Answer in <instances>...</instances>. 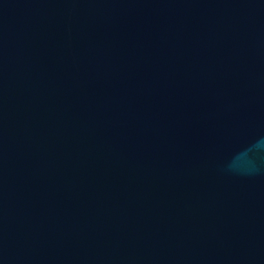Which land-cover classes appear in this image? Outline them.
<instances>
[{
    "label": "water",
    "instance_id": "95a60500",
    "mask_svg": "<svg viewBox=\"0 0 264 264\" xmlns=\"http://www.w3.org/2000/svg\"><path fill=\"white\" fill-rule=\"evenodd\" d=\"M0 264H264V0H0Z\"/></svg>",
    "mask_w": 264,
    "mask_h": 264
}]
</instances>
